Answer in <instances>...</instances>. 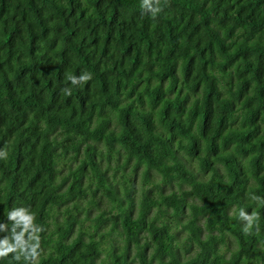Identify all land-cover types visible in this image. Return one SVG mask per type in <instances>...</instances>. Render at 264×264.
Wrapping results in <instances>:
<instances>
[{
    "label": "trees",
    "instance_id": "obj_1",
    "mask_svg": "<svg viewBox=\"0 0 264 264\" xmlns=\"http://www.w3.org/2000/svg\"><path fill=\"white\" fill-rule=\"evenodd\" d=\"M142 2L0 0V264H264V0Z\"/></svg>",
    "mask_w": 264,
    "mask_h": 264
},
{
    "label": "clouds",
    "instance_id": "obj_2",
    "mask_svg": "<svg viewBox=\"0 0 264 264\" xmlns=\"http://www.w3.org/2000/svg\"><path fill=\"white\" fill-rule=\"evenodd\" d=\"M159 0H143L142 7L152 12L153 15L159 13L161 8L158 6ZM72 85L82 84L90 79V76L83 75L79 78L70 77ZM6 153H0V158H6ZM254 200L264 204V198L254 196ZM239 218L248 222V231L253 224L254 216L249 215L243 208L239 210ZM34 216L27 208H17L8 213V220L14 221L12 227L13 242L8 239L0 241V258L7 257L9 253H16L15 259L19 261L21 257L25 260L38 256V237L35 235L41 231V228L34 224ZM19 229V231H17ZM0 231H7L6 225L0 224ZM26 232L30 233L29 241L24 239ZM30 241H36L35 243Z\"/></svg>",
    "mask_w": 264,
    "mask_h": 264
}]
</instances>
